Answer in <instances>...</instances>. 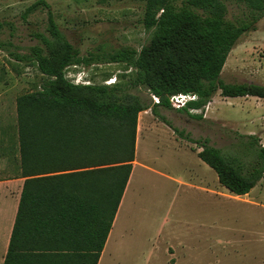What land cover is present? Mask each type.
<instances>
[{
	"label": "trees",
	"instance_id": "16d2710c",
	"mask_svg": "<svg viewBox=\"0 0 264 264\" xmlns=\"http://www.w3.org/2000/svg\"><path fill=\"white\" fill-rule=\"evenodd\" d=\"M239 1L251 16L232 22L220 0H185L180 7L174 0H146L142 24L150 32L147 44L117 49L104 59L80 55L46 0L27 8L25 13L47 9L44 32L34 33L39 44L18 53L11 41H0V48L43 76L38 88L16 98L19 166L25 181L2 264H68L72 256L97 264L131 173L141 111L150 110L181 138L197 144V156L230 193L244 195L263 179L259 136L240 135L233 150L223 153L207 139L185 136L160 112L172 110L169 97L177 93L198 95L177 110L197 120L203 119V109L217 91L226 97L264 98L263 84L220 78L238 38L264 15V0ZM93 62L131 68L134 87L154 94L159 103L118 85L74 83L66 77L68 67ZM48 150L65 156H39ZM84 250L88 253H78Z\"/></svg>",
	"mask_w": 264,
	"mask_h": 264
},
{
	"label": "rangeland",
	"instance_id": "374dc122",
	"mask_svg": "<svg viewBox=\"0 0 264 264\" xmlns=\"http://www.w3.org/2000/svg\"><path fill=\"white\" fill-rule=\"evenodd\" d=\"M35 1L0 0V41H11L12 49L18 53L27 52L28 47L39 44L34 33L44 32L47 24V9L38 7L25 13ZM220 1L225 5L226 19L238 22L250 18L251 12L242 1ZM46 2L57 25L81 56L104 59L117 49H139L149 41L150 32L142 24L146 0ZM184 2L174 0L173 3L180 7ZM79 71L92 84H107L106 81L112 79L111 85L151 99L144 89L134 87V72L122 63L80 64L68 67L66 73ZM66 77L70 79L68 74ZM220 78L226 83L264 85V15L253 30L238 38L227 56ZM42 79L34 66H25L0 48V94L9 107L18 96L38 88ZM215 94L216 100L209 112L203 109V116L206 112L212 119L197 120L184 111L161 109L160 112L185 136L195 140L207 139L208 144L223 153L231 152L240 135H250L248 131H256L255 135L263 144L264 131L259 129L263 125L252 127L249 120L256 113H264V102L259 101L263 99L255 96L221 97L219 91ZM148 121L152 124L150 130L146 126ZM137 124L140 143L142 139L139 158L143 160L146 155L140 162L145 169H135L136 182L118 227V230L124 227V235L119 238L120 242L111 243L103 264H173L175 260H169V255L164 252L163 244L170 241L166 238L168 232L180 234L182 237H176L172 242L183 241L188 248L187 253L178 255L175 264H261V261L264 264V177L261 185L255 186L249 196L256 199L257 207L235 200L217 181V191L231 196L219 194L214 200L215 210L213 205L209 208L207 193L177 186L166 178L181 176V165L198 167L199 159L195 153L200 148L197 144L181 138L149 110L138 115ZM144 135H156L157 139L160 136L162 141L151 147L150 139H143ZM168 136H174L177 141ZM173 142L177 143V149L171 146ZM209 213L213 214L210 221ZM198 225H202L200 230L210 231V239L207 236L195 238Z\"/></svg>",
	"mask_w": 264,
	"mask_h": 264
},
{
	"label": "crops",
	"instance_id": "0c3cea01",
	"mask_svg": "<svg viewBox=\"0 0 264 264\" xmlns=\"http://www.w3.org/2000/svg\"><path fill=\"white\" fill-rule=\"evenodd\" d=\"M215 95L212 97L211 101L208 102V104L205 106L208 112L216 100ZM221 97H226V96L222 95ZM238 97H247V96H238ZM260 99H263V100H259L260 102H264V98H260ZM15 103L16 102H13L11 107H9V105L7 104L5 100V97L2 94H0V264L3 263L7 250H8L10 237H11V233H12V229H13V225L15 222V217H16V213H17V209L19 205L20 194H21L23 184L25 181V178L22 177L20 174L19 130H18V124H17V112H16ZM172 110L177 111L178 109H172ZM147 111L148 110L141 111L139 114H141L142 112H147ZM208 118L212 119L209 113L205 112L203 119H208ZM249 120H251L252 127L256 126L257 124L261 126L263 125V127H260L259 129L264 131V113L262 114L256 113L251 118H249ZM137 123H138V120H137ZM150 125L152 124L150 121H148V123H146V126L149 130H150L149 128ZM255 132L256 131H248L247 134H255ZM138 134H139V131L137 127L136 128V139H135V156H134V160L132 161L131 173L129 175L125 190L123 192V195L119 203L118 209L116 211L115 217L113 219L111 229L109 231V234L107 236L103 249L100 253L97 264H103L105 253L109 249V248H106V246H107L110 236H112V241L118 243L120 242L119 238L124 235V234L122 235V232L125 231L124 227L121 230L120 229L118 230V227L120 226V223L122 221V216H123L122 214L127 209V204L130 199L129 194L133 192L134 183L136 182L135 169L137 167L145 169V167H142L140 163L144 161L146 155L143 158V160H140L139 149L142 150L141 148L142 139L140 143V141L138 140L139 138ZM259 135L262 136V133ZM157 138L158 136L156 135H153V136L144 135L143 139L145 140L150 139L151 141L150 146L153 147L155 145L154 143L156 142L160 143L162 141L160 136H159V139ZM168 138L176 140L174 136H171V137L168 136ZM175 144L177 145V143L173 142L171 146H174L173 148H176ZM262 145H264V143ZM178 146H182V145L178 143ZM197 152L198 151H196V153L194 152L196 156H197ZM56 154L65 156L64 152L61 153V152H56L54 150H48L45 152H41L39 156L51 158V157L56 156ZM198 159L199 161L197 162V166H198L197 168H192L188 165H184V166L181 165L180 168L183 173L181 176L179 177L166 176V178L171 183H174L177 186L190 188V189H194L195 191H201V192L207 193L209 196V199H208L209 208H210V205H213V209L215 210L214 200L216 199V196H218L219 194H223V193L217 191L216 189L218 178H217L215 171L211 167H209L205 162H203L199 157ZM212 170L214 171V173L212 172ZM70 171L71 170L63 171V172H70ZM260 182H258L255 186H257L258 184L261 185ZM222 187L226 189L224 186ZM253 188H251V190L244 195H234L230 193L227 189L226 190L236 198L235 200L244 201L247 204H251L257 207L258 202L256 201V199L249 198V196L252 195L251 191L253 190ZM230 194H223L222 197H230L231 196ZM210 198H211V203H210ZM262 208H264V206ZM208 219L209 221L213 219V214L209 213ZM201 226L202 225H198L199 228L197 229V232H195V238L203 239L207 236V238L210 239V236H209L210 231L205 232L203 230H200ZM205 233H207V235ZM129 235L130 234H128V236ZM176 237L181 238L182 236L180 234H177L176 232H168L166 238L170 239V241L165 242V244H163L164 252H166V254L169 255L168 256L169 260H173V259L175 260L173 264L177 262L178 255H180V253H185V252L187 253V249H188L187 245H184L183 241L172 242V240L173 239L175 240ZM263 251H264V248H263ZM78 253L80 254L83 253L82 255H84L88 252L84 250V251H79ZM83 257L79 256V260H78V257L72 256L68 264H76L77 260H78V264H89L88 262L80 263L82 259L86 258V257L84 258ZM261 264H262V261H261Z\"/></svg>",
	"mask_w": 264,
	"mask_h": 264
},
{
	"label": "built area",
	"instance_id": "2783aa9c",
	"mask_svg": "<svg viewBox=\"0 0 264 264\" xmlns=\"http://www.w3.org/2000/svg\"><path fill=\"white\" fill-rule=\"evenodd\" d=\"M75 67V66H73ZM70 76V80L74 83H81V84H89V80L85 79V75L83 72L79 71L76 73H66V75ZM112 79L106 81L107 84H110ZM150 98L154 104L159 103V98L154 94H150ZM198 99V95L195 93H177L173 94L169 97L170 107L172 109H182L186 106V104L190 101H196ZM196 111V110H192Z\"/></svg>",
	"mask_w": 264,
	"mask_h": 264
},
{
	"label": "bare ground",
	"instance_id": "6f19581e",
	"mask_svg": "<svg viewBox=\"0 0 264 264\" xmlns=\"http://www.w3.org/2000/svg\"><path fill=\"white\" fill-rule=\"evenodd\" d=\"M119 220H120V219H119ZM112 242H113V241H112V236H110L106 248H110V245H111ZM113 245H114V243H113ZM106 248H105V249H106ZM106 250H107V249H106Z\"/></svg>",
	"mask_w": 264,
	"mask_h": 264
}]
</instances>
